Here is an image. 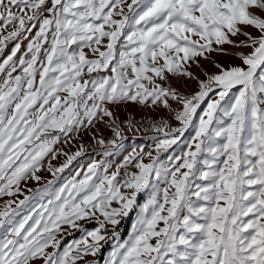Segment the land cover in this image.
<instances>
[{
	"label": "snow or ice",
	"instance_id": "1",
	"mask_svg": "<svg viewBox=\"0 0 264 264\" xmlns=\"http://www.w3.org/2000/svg\"><path fill=\"white\" fill-rule=\"evenodd\" d=\"M47 2L0 0V28L13 29L0 38V53L7 41L39 25L27 52L19 57L22 75H12L17 71L14 57L19 43L0 64V73L8 69L0 84V180L4 181L0 196L15 195L13 186L18 190L29 175L39 179L35 173L41 161L61 138L51 133L68 136L91 124L98 113L110 117L105 103L150 100L167 108L169 98L177 101L181 110L175 119L182 127H155L164 134L155 141L157 154L176 144V134L183 136L194 120L198 123L189 150L182 157H171V168L159 164L151 153L152 162L143 163L141 149L125 157L111 176L98 174V165L89 166L82 179L70 180L47 204L41 203L38 212L19 222L9 202L0 211V228L11 226L0 240V264H30L38 258L45 264H76L85 255L96 256L106 239L104 225H118V217L127 216L137 194L149 187L153 194L141 208L129 239L113 245L105 264H264V18L252 11L264 13V0H50L51 7L45 8ZM45 11L50 17L44 16ZM241 25L261 35L241 33ZM238 33L247 40L236 46L253 48L251 54L239 55L246 70L221 68L191 97L156 82L165 79L166 71L191 78L184 64L213 51V43H232L229 34ZM44 43L50 47L41 59ZM85 48L97 58H87ZM109 71L111 75H99ZM85 74L89 78L81 83ZM237 86L234 103L222 104ZM213 92L219 100L210 98ZM60 93L66 95L62 98ZM205 102L201 115L197 110ZM74 158L68 156L55 172H63ZM129 165L138 171H126L121 184L120 168ZM153 177L168 184L163 202ZM122 188L129 194H121ZM49 193L46 186L41 195ZM114 201L118 208L111 207ZM97 212L104 219L88 233L93 242L76 241L60 252L61 227H77V221ZM113 236L118 240L115 231ZM48 248L56 251L46 253ZM73 249L76 255H71Z\"/></svg>",
	"mask_w": 264,
	"mask_h": 264
},
{
	"label": "rangeland",
	"instance_id": "2",
	"mask_svg": "<svg viewBox=\"0 0 264 264\" xmlns=\"http://www.w3.org/2000/svg\"><path fill=\"white\" fill-rule=\"evenodd\" d=\"M131 3V0H127ZM45 8L51 7V2L48 0ZM124 10L127 13V6L124 5ZM254 14L264 18V13H261L255 9L252 10ZM45 17H50V13L45 11ZM119 19V17H114ZM241 33H247L253 38H258L260 32L251 26H239ZM12 26L7 29L0 28V38L8 35L12 31ZM39 30V25L32 28L30 32H25L21 37L7 41L3 53H0V64L12 53L13 48L17 43L20 44V51L17 56L14 57V62L17 66V71L12 75H22V70L18 63L19 57L27 52L28 44L35 39L36 32ZM27 37V38H25ZM193 39H199L198 37H192ZM51 40V34H49V41ZM230 44L217 45L212 44L213 51L205 52L203 56L196 57L193 60L184 64L183 70L191 74L189 76L173 75L172 73L165 72L164 80L157 78L156 82L161 84L166 89H171L182 96L191 97L192 95L200 91V83L206 82L209 76L219 74L221 68L224 70H230L232 67H242L247 69L246 65H243L239 59V55H249L253 51L252 47H237L242 41H246L247 37L238 33L236 36L229 34ZM104 44L107 40L103 41ZM203 43V41H201ZM50 47L49 43H44L41 53V59H43V51ZM75 48V45H73ZM220 49V50H216ZM70 51L72 49H69ZM101 50H105L101 47ZM84 51L87 54V58L95 59L91 52V49L85 48ZM182 55V54H181ZM30 58V54L25 57ZM220 67H217V66ZM37 67H40L38 61ZM7 70L4 73H0V84L7 78ZM99 75H111L110 71L100 73ZM97 73H92V78H97ZM89 77L85 74L81 78V83L84 79ZM36 87H39V76L37 75ZM239 87L233 88L229 91L228 96L224 101H221L225 106L234 103L236 96L239 94ZM63 98L66 94L60 93ZM210 98L219 100V96L216 92L210 93ZM91 103V102H89ZM169 107H164L160 102L152 104L147 101L144 104L138 101L124 100L117 103H105L104 107L112 113V115L104 116L102 113H98L97 117L91 124L85 123L78 131L70 133L68 136H64L62 133H51V135H60V140L53 145V152L46 155L41 161V167L35 176L39 179L31 178V175L27 179L21 180L17 186H13L12 191L16 194L13 196H0V211L4 210L5 206L10 202V211L18 213L15 216L16 222L22 220L25 216L31 215L40 210V204H47L48 200L52 197V194L58 192L65 184L70 180L82 179L84 173L87 172L89 166L95 164L99 166L98 174L111 176L117 171V168L123 164L125 157L133 153H140L143 149V163L148 164L152 162L151 157L158 156V163L164 167L171 168L174 161L171 157H182L183 153L188 151V144L192 142L195 136L194 125L198 123V120H194L193 126H189L184 132L183 136L179 133V139L176 144L172 145L167 151L161 150L157 154L155 150V141L163 138V132L155 131V127L167 125L166 130L182 127L179 121L175 119L176 112L181 110V105L177 101L168 99ZM207 102L201 104V107L197 110L199 114H203V110L206 108ZM264 107V106H262ZM227 119L226 117L224 118ZM119 132V137L116 133ZM104 141L101 145L99 141ZM115 142V147L113 143ZM39 143V141H37ZM194 150V147L193 149ZM79 155H75L76 153ZM111 153L105 155V153ZM151 153V157L148 155ZM68 156H75V158L64 168L63 172H55V169L63 167L67 163ZM54 157V158H53ZM208 158V157H204ZM200 159V158H198ZM198 167H203L202 164H198ZM51 167L52 171H49ZM107 168V172L104 169ZM128 174L137 172L132 165H129L127 169L120 168L118 180L123 183L126 179L125 172ZM186 171V169H182ZM55 172V174H54ZM77 173L80 175L78 176ZM95 179V177L93 178ZM51 182V184H49ZM4 183L0 180V185ZM153 183L157 184L160 190V199L163 202V190L168 187V184L163 179L156 180L153 177ZM48 186L50 193L41 195L42 190ZM169 191H173L169 189ZM121 194H129V190L121 189ZM151 187L145 188L139 192L136 196V203L132 210L125 217H118L120 223L116 226L111 224H105L102 229L106 239L101 241L100 251L96 256L85 255L80 260H77L76 264H105V260L109 254L113 251V245L116 243H123L127 241L130 234L133 231V224L136 222L137 217L141 211V208L149 201L152 195ZM21 201H24L21 204ZM19 205V207H17ZM113 208H118L119 203L113 202L111 205ZM103 217L97 212L95 215H90L88 218L77 221V227H70L63 225L60 233L57 236V240L60 242L59 251L63 252L64 248L69 245H74V242L87 240L88 243H92V238L88 233L95 231L100 223L103 221ZM31 223V221H29ZM11 226L6 225L4 228H0V240L7 236L10 232ZM118 235V240L114 238L113 232ZM154 243V241H153ZM83 247V245H81ZM46 253L56 251L55 249L48 248ZM71 255H76L75 249L71 252ZM30 264H45L42 258L30 261Z\"/></svg>",
	"mask_w": 264,
	"mask_h": 264
}]
</instances>
